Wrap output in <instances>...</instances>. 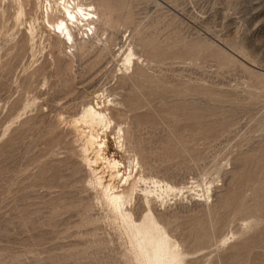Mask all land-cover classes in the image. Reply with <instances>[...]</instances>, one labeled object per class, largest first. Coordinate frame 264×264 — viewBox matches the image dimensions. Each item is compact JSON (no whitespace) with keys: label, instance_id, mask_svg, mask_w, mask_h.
<instances>
[{"label":"rangeland","instance_id":"rangeland-1","mask_svg":"<svg viewBox=\"0 0 264 264\" xmlns=\"http://www.w3.org/2000/svg\"><path fill=\"white\" fill-rule=\"evenodd\" d=\"M73 1L0 0V264H264V0Z\"/></svg>","mask_w":264,"mask_h":264},{"label":"bare ground","instance_id":"bare-ground-1","mask_svg":"<svg viewBox=\"0 0 264 264\" xmlns=\"http://www.w3.org/2000/svg\"><path fill=\"white\" fill-rule=\"evenodd\" d=\"M83 3L82 2H74L73 0L72 1L71 0H48V4H46V7L48 6L51 10L53 9L54 12L57 11L58 13H62V16H59V17L57 15L52 14V13L49 14L47 12L49 10V8L47 7L46 8L47 9L46 10V22L49 25V27L51 26L53 33L55 35H58V37H62L61 40H62L63 44L69 43V47H75V44H76V40L71 33L72 32L71 29L73 27H80V25H81V27L84 26V27H82V28H84V30H82V28L80 29V30H82L80 40H82V38L86 39L90 33L92 34V36H95L94 35V30H95L94 24H95L96 19L98 18L97 13H96L97 12L96 8L92 3H88V4H83ZM50 17L52 19H50ZM100 96L101 95H97L94 99L95 100V106H96L95 108H96V112L98 113V115L102 116V119H103L105 111L100 106V102H101ZM107 102H108V100H107ZM110 103H111V101H110ZM105 104H106V102H105ZM106 110H108V109H106ZM94 140H96V137L94 135H92V134L87 135L86 142L89 143L90 146H91V144L94 143L93 142ZM98 146H101V145H97V147ZM93 158H94V156H93ZM108 159H107V161L112 167L111 169H113V168L117 169L118 166L122 165V164H120V162L118 160H116L114 158L109 159V160ZM95 161H97V160H95ZM90 164H92V163H90ZM116 171H117V174L110 175L111 178H116L118 176V170H116ZM125 177L123 178V179H125L124 184H126L124 187V191H125L123 193V194H125L124 196L128 195L133 190V188H134L133 185L136 181L135 179H132L131 181H129L130 175L126 178ZM163 245H165L164 242H163ZM148 254L149 255L146 258V264H162L160 262L161 259L163 258V255L161 253L156 255V256H154L152 253H148Z\"/></svg>","mask_w":264,"mask_h":264}]
</instances>
